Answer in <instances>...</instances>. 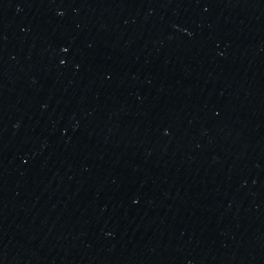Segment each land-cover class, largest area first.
<instances>
[{"label": "water", "instance_id": "obj_1", "mask_svg": "<svg viewBox=\"0 0 264 264\" xmlns=\"http://www.w3.org/2000/svg\"><path fill=\"white\" fill-rule=\"evenodd\" d=\"M0 264H264V0H0Z\"/></svg>", "mask_w": 264, "mask_h": 264}]
</instances>
